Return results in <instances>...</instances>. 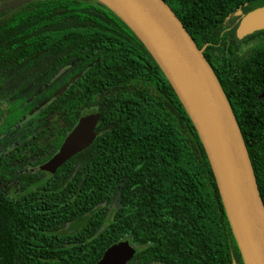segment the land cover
Returning <instances> with one entry per match:
<instances>
[{
  "label": "trees",
  "instance_id": "trees-1",
  "mask_svg": "<svg viewBox=\"0 0 264 264\" xmlns=\"http://www.w3.org/2000/svg\"><path fill=\"white\" fill-rule=\"evenodd\" d=\"M256 1L165 0L232 107L264 203V30L239 39L236 16ZM89 112L94 143L40 171ZM0 134V264H97L124 241L128 264H244L190 117L100 0H0Z\"/></svg>",
  "mask_w": 264,
  "mask_h": 264
},
{
  "label": "water",
  "instance_id": "water-1",
  "mask_svg": "<svg viewBox=\"0 0 264 264\" xmlns=\"http://www.w3.org/2000/svg\"><path fill=\"white\" fill-rule=\"evenodd\" d=\"M119 15L152 54L190 117L207 154L244 264H264V203L232 107L203 50L165 0H100ZM264 30V0L246 14L237 37ZM97 112L82 115L40 171L54 175L96 140ZM136 249L111 246L97 264H128Z\"/></svg>",
  "mask_w": 264,
  "mask_h": 264
},
{
  "label": "flooded vegetation",
  "instance_id": "flooded-vegetation-1",
  "mask_svg": "<svg viewBox=\"0 0 264 264\" xmlns=\"http://www.w3.org/2000/svg\"><path fill=\"white\" fill-rule=\"evenodd\" d=\"M248 13V12H247ZM246 13V14H247ZM246 14H244L243 12H239V13H237L236 14V16H239V17H241V22H242V20L244 19V17L246 16ZM240 22V21H239ZM241 24V23H240ZM240 26V25H239ZM251 35H253V34H251ZM250 36V35H249ZM249 36H246V37H244L243 39H246L247 37H249ZM258 42V40H255V41H248V42H245L244 43V49H245V51L248 53V52H250L251 50H253L254 48H255V45H256V43ZM262 99H264V91L258 96V100H262ZM48 103V102H47ZM47 103H41L42 104V107L39 109V111L43 108V107H45L46 105H47ZM39 111H37V112H39Z\"/></svg>",
  "mask_w": 264,
  "mask_h": 264
},
{
  "label": "rangeland",
  "instance_id": "rangeland-1",
  "mask_svg": "<svg viewBox=\"0 0 264 264\" xmlns=\"http://www.w3.org/2000/svg\"><path fill=\"white\" fill-rule=\"evenodd\" d=\"M41 107H42V104L37 103L31 116H34ZM5 138H6V134H0V152L4 149L9 150V147L7 148V146L2 142Z\"/></svg>",
  "mask_w": 264,
  "mask_h": 264
}]
</instances>
